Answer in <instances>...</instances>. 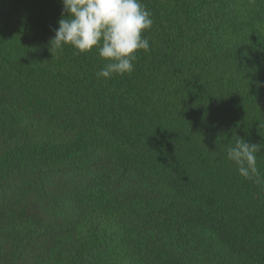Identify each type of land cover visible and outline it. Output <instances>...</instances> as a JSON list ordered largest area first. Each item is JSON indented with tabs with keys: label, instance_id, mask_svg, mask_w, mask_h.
Wrapping results in <instances>:
<instances>
[{
	"label": "trees",
	"instance_id": "obj_1",
	"mask_svg": "<svg viewBox=\"0 0 264 264\" xmlns=\"http://www.w3.org/2000/svg\"><path fill=\"white\" fill-rule=\"evenodd\" d=\"M131 74L51 50L61 0H0V264H264V0H141ZM264 175V147L257 153Z\"/></svg>",
	"mask_w": 264,
	"mask_h": 264
},
{
	"label": "clouds",
	"instance_id": "obj_2",
	"mask_svg": "<svg viewBox=\"0 0 264 264\" xmlns=\"http://www.w3.org/2000/svg\"><path fill=\"white\" fill-rule=\"evenodd\" d=\"M63 5L59 27L50 40L51 50L62 51L70 45L80 53L98 50L108 63L96 73L97 78L110 79L114 74H131L136 53L150 50L143 36L153 24L152 14L141 0H61ZM262 145L238 138L227 148V158L240 176L264 186V175L257 166V153Z\"/></svg>",
	"mask_w": 264,
	"mask_h": 264
}]
</instances>
